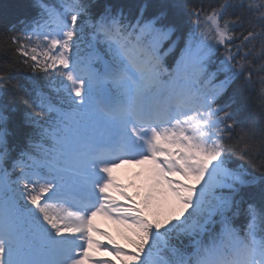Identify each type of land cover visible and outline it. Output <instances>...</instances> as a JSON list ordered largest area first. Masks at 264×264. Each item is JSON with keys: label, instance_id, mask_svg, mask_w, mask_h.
I'll list each match as a JSON object with an SVG mask.
<instances>
[{"label": "snow or ice", "instance_id": "1", "mask_svg": "<svg viewBox=\"0 0 264 264\" xmlns=\"http://www.w3.org/2000/svg\"><path fill=\"white\" fill-rule=\"evenodd\" d=\"M31 8L0 33V264H264V0Z\"/></svg>", "mask_w": 264, "mask_h": 264}, {"label": "trees", "instance_id": "2", "mask_svg": "<svg viewBox=\"0 0 264 264\" xmlns=\"http://www.w3.org/2000/svg\"><path fill=\"white\" fill-rule=\"evenodd\" d=\"M104 3H122L124 0H103ZM33 14L31 8V0H0V33H5L12 26L15 25L16 29L19 30L22 25L19 23L21 19L30 18ZM172 55V54H170ZM214 70V66L212 67ZM30 75L28 72H20L17 74V79L23 82V77ZM12 91H15L13 89ZM222 99H226L222 98ZM251 109V102L249 103V110ZM17 120L20 114H15ZM113 231L116 237L124 244L126 242L122 239L118 232V226L114 224ZM127 245V244H126Z\"/></svg>", "mask_w": 264, "mask_h": 264}, {"label": "rangeland", "instance_id": "3", "mask_svg": "<svg viewBox=\"0 0 264 264\" xmlns=\"http://www.w3.org/2000/svg\"><path fill=\"white\" fill-rule=\"evenodd\" d=\"M147 167H148L147 165H138V164L123 165L121 168L116 170L115 174L117 177L119 176L121 177L120 181L124 185L129 186V193L131 195H135V192L141 190L140 180L141 178H144L146 176ZM176 209H177V205L171 199L164 201L162 203L161 211L165 216L172 214ZM95 223L100 229L104 231H108L112 234L111 228L109 227L111 221L100 216L96 218ZM100 256L106 259L112 258L108 253H101Z\"/></svg>", "mask_w": 264, "mask_h": 264}]
</instances>
